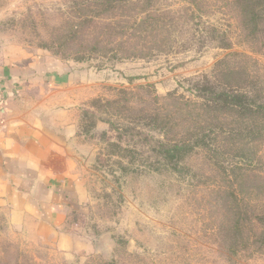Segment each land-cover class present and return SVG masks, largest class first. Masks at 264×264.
Segmentation results:
<instances>
[{
	"label": "rangeland",
	"instance_id": "374dc122",
	"mask_svg": "<svg viewBox=\"0 0 264 264\" xmlns=\"http://www.w3.org/2000/svg\"><path fill=\"white\" fill-rule=\"evenodd\" d=\"M0 53L90 81L76 205L55 231L0 205V264H264V117L197 112L218 151L175 170L153 150L199 130L179 105L193 80L264 101V0H0Z\"/></svg>",
	"mask_w": 264,
	"mask_h": 264
},
{
	"label": "crops",
	"instance_id": "0c3cea01",
	"mask_svg": "<svg viewBox=\"0 0 264 264\" xmlns=\"http://www.w3.org/2000/svg\"><path fill=\"white\" fill-rule=\"evenodd\" d=\"M2 59L0 53V205L55 231L76 205L79 182L72 92L90 81L46 57ZM58 236L65 249L67 239Z\"/></svg>",
	"mask_w": 264,
	"mask_h": 264
},
{
	"label": "trees",
	"instance_id": "16d2710c",
	"mask_svg": "<svg viewBox=\"0 0 264 264\" xmlns=\"http://www.w3.org/2000/svg\"><path fill=\"white\" fill-rule=\"evenodd\" d=\"M142 21L145 20H135V25L139 26ZM190 84V92L193 94L194 101H185L183 99L179 101V105L187 110V113H185L190 118V124H195L194 129L197 130L198 128L199 130L193 136L188 134L189 137H182L176 140L165 141L163 136L162 138H157L153 149L156 150L162 161H166L164 166L172 167L173 170L178 166L177 161L180 158L195 150L206 149L211 153L218 151L219 145L215 138V131L211 127L207 129V132L201 130L206 129L201 122L207 123V121H196L201 117L197 112L207 113L210 110L221 109L232 111V113L236 114L246 112L251 116L264 117V101H256L251 92L217 88L209 81L193 80ZM189 105L192 108H189ZM258 222L261 226H264V217H258Z\"/></svg>",
	"mask_w": 264,
	"mask_h": 264
},
{
	"label": "built area",
	"instance_id": "2783aa9c",
	"mask_svg": "<svg viewBox=\"0 0 264 264\" xmlns=\"http://www.w3.org/2000/svg\"><path fill=\"white\" fill-rule=\"evenodd\" d=\"M2 97L0 96V119H1V114H2Z\"/></svg>",
	"mask_w": 264,
	"mask_h": 264
}]
</instances>
